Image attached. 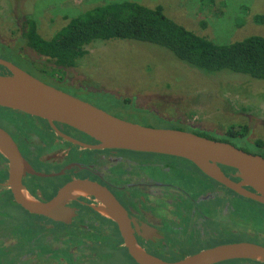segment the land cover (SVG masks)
I'll use <instances>...</instances> for the list:
<instances>
[{"label": "flooded vegetation", "instance_id": "flooded-vegetation-1", "mask_svg": "<svg viewBox=\"0 0 264 264\" xmlns=\"http://www.w3.org/2000/svg\"><path fill=\"white\" fill-rule=\"evenodd\" d=\"M23 114L8 113L19 122L9 125L0 119V127L12 135L37 172L55 175L64 171L57 176H23V185L39 201H50L71 182L85 179L97 182L107 187L127 211L138 245L170 262L217 245L241 242L232 239L247 236L249 231L264 234V230H249L248 203L241 199L246 197L208 177L186 159L87 148L59 135L48 121L44 123L43 119ZM55 125L62 134L81 143H99L66 124ZM4 159L0 161V199L14 201L10 207L52 233L34 236L27 231L29 227L18 225L21 222L16 220L17 216L12 220L16 223L15 230L10 227L7 231L9 224L5 225V219L13 218L14 213L8 216V206H0V264H138L125 246L117 223L94 208V200L98 199L93 195H77L68 201L76 212L70 223L25 210L5 186L9 163ZM2 167L5 171H1ZM221 168L240 181L235 169ZM203 200L207 205L201 203ZM192 245L196 246L190 248ZM217 264H264V261L235 259Z\"/></svg>", "mask_w": 264, "mask_h": 264}, {"label": "rangeland", "instance_id": "rangeland-1", "mask_svg": "<svg viewBox=\"0 0 264 264\" xmlns=\"http://www.w3.org/2000/svg\"><path fill=\"white\" fill-rule=\"evenodd\" d=\"M112 1L116 0H0V41L12 43L11 29H20L25 16L35 19L40 33L50 38L69 17ZM132 1L150 7L161 5L173 20L217 42L234 41L254 34L264 36V22L255 19L257 15H264V0H213L211 3L209 0ZM150 46L120 40L93 44L75 67L62 74L63 85L80 89L83 93L77 95L67 89L64 91L141 125L177 127L170 122H152L149 117L118 116L98 103L103 98L98 94L130 98L137 109L168 120L179 119L188 131L199 130L221 136L230 127L247 125L249 135L244 140L245 150L264 153L250 144L258 139L264 141L263 80L227 71L205 77L177 63L164 50ZM25 54L37 58L29 49ZM57 77L60 78V74ZM8 113L0 111L4 123L19 122ZM201 203L207 205V201ZM249 205L253 216L252 220L247 216L249 230H264V209ZM26 229L33 234L31 229Z\"/></svg>", "mask_w": 264, "mask_h": 264}, {"label": "water", "instance_id": "water-1", "mask_svg": "<svg viewBox=\"0 0 264 264\" xmlns=\"http://www.w3.org/2000/svg\"><path fill=\"white\" fill-rule=\"evenodd\" d=\"M0 66L10 72L0 73V107L46 120L59 135L87 148L129 150L186 159L218 183L264 205V156L192 131L145 126L122 119L42 81L6 59L0 58ZM55 123L66 124L99 143H81L62 134ZM0 153L9 163V178L5 186L25 210L70 223L76 212L67 203L78 197L75 190L83 189L104 205L138 264H217L235 259L264 261V245L250 241L217 245L174 262L155 257L138 245L127 211L107 187L87 179L78 180L64 187L50 201H39L23 185V176H57L64 171L55 175L37 172L24 158L12 135L2 127ZM222 166L235 169L240 181L229 177ZM23 192L28 193L33 201H27Z\"/></svg>", "mask_w": 264, "mask_h": 264}, {"label": "trees", "instance_id": "trees-1", "mask_svg": "<svg viewBox=\"0 0 264 264\" xmlns=\"http://www.w3.org/2000/svg\"><path fill=\"white\" fill-rule=\"evenodd\" d=\"M209 1L211 3L213 0ZM243 9L246 10V6H243ZM255 19L258 22H264V15H257ZM203 26L206 24L203 23ZM11 32L14 40L12 43L0 41V58L18 64L48 84L59 89L70 90L77 95L83 92L80 89L67 87L61 82L63 72L75 67L77 61L88 53L89 47L93 44L112 40L155 46L164 50L177 63L205 77L227 71L231 74L264 81L263 35L254 34L234 41L217 42L173 20L165 13V9L161 5L150 7L132 0H116L93 6L76 16L69 17L66 24L50 38L40 33L35 19L25 16L20 23V29H11ZM26 49H29L37 58L28 57L25 54ZM0 73L10 74L3 66H0ZM59 74L60 78L57 77ZM98 96L103 97L98 100V103L107 106L118 116L134 119L149 117L152 122L175 124L177 127H173V129L185 130L184 128H187L179 119L168 120L153 115L151 112L137 109L133 106V100L130 98H118L108 93H99ZM0 111L15 112L2 107H0ZM41 121L47 123L45 120ZM131 121L134 122L135 120ZM145 126L160 127L155 124ZM192 132L211 139L239 145L245 150L244 140L249 135V127L247 125L233 126L221 136L199 130ZM250 144L258 150H264L263 140L258 139ZM255 154L264 156L263 152H255ZM1 160L4 161L5 159L0 153ZM1 171H5V168L2 167ZM241 199L246 203L250 202L248 203L249 206H259L264 209V205L258 202L246 198ZM13 205L14 201L11 202L7 198L0 199V206H8L9 208L8 216L12 212L14 213L12 214L13 218L7 217L5 219V225L9 224L7 231L16 226L12 220L17 216L16 220L21 222L18 225L29 227L34 236L52 233L44 225L30 222L19 210L16 212L15 208L10 207ZM24 212L28 214L26 211ZM247 214L249 220H252L253 216L249 212V207ZM232 241H250L264 244V234L257 231L250 233L249 231L247 236L241 235V238H233ZM45 243L48 244V241Z\"/></svg>", "mask_w": 264, "mask_h": 264}, {"label": "bare ground", "instance_id": "bare-ground-1", "mask_svg": "<svg viewBox=\"0 0 264 264\" xmlns=\"http://www.w3.org/2000/svg\"><path fill=\"white\" fill-rule=\"evenodd\" d=\"M25 198L27 199V201L32 202L33 198L26 192H23ZM75 195H79V196H84V197H89V193L83 189H77L74 191ZM94 208L99 211L100 213L109 216V213L107 212V210L105 209L104 205L102 203H100L98 200H94Z\"/></svg>", "mask_w": 264, "mask_h": 264}]
</instances>
